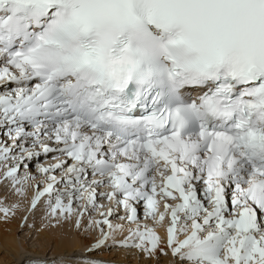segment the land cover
<instances>
[{"label": "snow or ice", "instance_id": "snow-or-ice-1", "mask_svg": "<svg viewBox=\"0 0 264 264\" xmlns=\"http://www.w3.org/2000/svg\"><path fill=\"white\" fill-rule=\"evenodd\" d=\"M0 188L87 253L264 264V0H0Z\"/></svg>", "mask_w": 264, "mask_h": 264}, {"label": "bare ground", "instance_id": "bare-ground-1", "mask_svg": "<svg viewBox=\"0 0 264 264\" xmlns=\"http://www.w3.org/2000/svg\"><path fill=\"white\" fill-rule=\"evenodd\" d=\"M5 194L6 193L2 190V188H0V199H4L5 205H11L12 203L18 201V198L16 196H7ZM29 195H31V193ZM101 203L106 202L101 201ZM27 206V201H20V207L16 209V214L10 219L9 222L0 220V252L3 254V261L0 264H24V261H26L27 259H31L34 257L43 258L49 246H52L53 249L49 257L54 258L59 255L75 256L77 252L79 253V250H82L84 247L88 248V246L90 245L75 233L76 228L71 221L61 223L56 227L50 226L49 229L51 228V231H48V228H46L47 230H45L47 233L45 232V230L43 232L40 228L45 225H49V221L43 218L41 219V221L40 219L37 220L36 224L32 222L34 224V229L37 230L34 232V234L37 236L36 242L40 247L39 249H28L26 243L17 240L18 235L16 233L19 232V226H21V223L23 221V219L21 218L23 217L21 215V211L24 210V208ZM24 212H27V209ZM33 213H35V211H33ZM147 224L150 227L153 226L151 221H148ZM155 231L157 235H159L163 240L166 235V225L155 226ZM126 234V232L118 234V239H122ZM97 253H99L98 256L91 255V253H83V255H90L95 259H101V261H108L113 264H173L170 257L161 255L157 262L156 260L145 259L142 255H137L136 250L134 249H119L113 253L111 252L110 254H108L107 249H104L102 251H97Z\"/></svg>", "mask_w": 264, "mask_h": 264}, {"label": "rangeland", "instance_id": "rangeland-1", "mask_svg": "<svg viewBox=\"0 0 264 264\" xmlns=\"http://www.w3.org/2000/svg\"><path fill=\"white\" fill-rule=\"evenodd\" d=\"M31 171L33 172V173H35V166H34V164H33V166L31 167ZM2 190L6 193L5 195H7V196H11V193L7 190V189H3L2 188ZM8 192H7V191ZM30 194V193H29ZM29 196H31V195H29ZM6 200V199H5ZM27 209V212H24L25 210ZM43 210V208L42 207H38L36 210H35V213H33V211H29L28 210V206L27 207H25L24 208V210H22L21 211V215L23 216V217H21L22 219H23V221H22V223L21 224H23L24 226L23 227H21V226H19V228L21 229H19V232H16L17 233V240L18 241H21V242H24V243H26L27 244V246H28V249H39V245L37 244V242H36V240H37V236L34 234V232L35 231H37V230H35L34 229V224H36V221L37 220H39L40 219V221H41V219H43V218H45V217H43L44 216V211H42ZM139 212H140V214H141V216H142V213H143V209L141 208L140 210H139ZM33 214V215H32ZM35 214V215H34ZM36 214H37V217H36ZM33 216V217H32ZM24 217H27V219L25 220L24 219ZM33 218V219H32ZM30 219V220H29ZM27 220H28V222H27ZM148 221H150V220H144L143 222L144 223H146L147 224V222ZM34 224H33V223ZM152 223V222H151ZM29 225H31V227H29ZM49 225H45V226H43L42 228H44V229H42V228H40L43 232H44V230L46 229V228H48V231H51L52 229L50 228L49 229ZM47 230V229H46ZM46 230H45V232H46ZM29 232V233H28ZM47 233V232H46ZM75 233L79 236V237H81L83 240H85L88 244H90L91 242H92V240L93 239H95V237L96 236H98L99 235V232L97 231V230H94V231H92L90 234H88V235H85L83 232H81V231H78L77 229H75ZM19 237V238H18ZM36 237V238H35ZM46 241V240H45ZM39 243V242H38ZM86 249H87V247H84L82 250H79V253L77 252L76 254H75V256H77V254H78V256L81 254L82 256H85V255H83V253H87L86 252ZM107 249V252H108V254H110L111 252L113 253V252H115L116 250H119V249H117V248H115V247H113V248H106ZM52 246H49L48 248H47V252L45 253V256H43V258H45V259H50L51 257H49L50 256V254H51V252H52ZM96 253V254H95ZM98 254L99 253H97V252H94L93 254L91 253V255H95V256H98ZM80 255V256H81ZM28 260V259H27ZM99 260V259H98ZM101 260V259H100ZM3 261V254L0 252V263ZM170 264H172V263H170Z\"/></svg>", "mask_w": 264, "mask_h": 264}, {"label": "clouds", "instance_id": "clouds-1", "mask_svg": "<svg viewBox=\"0 0 264 264\" xmlns=\"http://www.w3.org/2000/svg\"><path fill=\"white\" fill-rule=\"evenodd\" d=\"M131 62L130 55L125 52L122 55H106L104 67L108 74L113 78L116 79L120 75H126V65ZM119 68L122 71H117L116 69Z\"/></svg>", "mask_w": 264, "mask_h": 264}]
</instances>
